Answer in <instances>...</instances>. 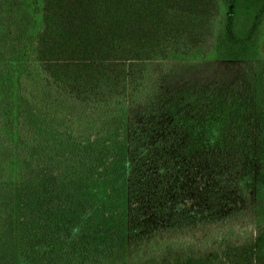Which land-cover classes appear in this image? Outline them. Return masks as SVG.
<instances>
[{
    "label": "trees",
    "instance_id": "16d2710c",
    "mask_svg": "<svg viewBox=\"0 0 264 264\" xmlns=\"http://www.w3.org/2000/svg\"><path fill=\"white\" fill-rule=\"evenodd\" d=\"M219 20L217 0H41L0 114L15 264L83 239L96 264H264L258 120L232 113L243 87L209 64L208 97L186 113L165 79L163 61L214 49ZM260 53L264 67V37ZM33 67L41 104L23 88ZM56 111L65 133L47 129Z\"/></svg>",
    "mask_w": 264,
    "mask_h": 264
},
{
    "label": "rangeland",
    "instance_id": "374dc122",
    "mask_svg": "<svg viewBox=\"0 0 264 264\" xmlns=\"http://www.w3.org/2000/svg\"><path fill=\"white\" fill-rule=\"evenodd\" d=\"M217 2L220 20L217 24L214 49L203 57L195 54L163 61L167 72L165 79L169 78L168 81L173 87V91L169 93L170 103L177 112L185 110L189 113L193 108L196 109L200 100L208 97V82L203 80L208 75L211 78L215 77L217 71V67L207 73L204 69L206 70L209 64L223 65L222 74L230 75L236 88L240 85L243 87L237 93L241 96L242 106L246 110L238 112L233 110V116L247 111L246 116L258 120L259 127L257 123L254 126L249 124L246 131L250 135L254 134L253 140L258 141L256 146L259 145V155L264 158V105L259 107L256 99L258 90L264 95V67L260 53L264 37V0H217ZM40 6L41 0H0V114L6 113L12 98V79L19 62L28 58L36 40L40 29ZM152 68L154 70L156 67L153 65ZM37 71V68L33 67L23 88L31 99L41 104L40 101L44 98L41 92L42 78ZM160 77L158 72L154 73V79ZM198 78L202 80V85L196 83H199ZM191 96H193L191 102L181 104L184 99ZM46 102L47 100L45 104ZM45 117L49 122L47 129L61 130L65 133L66 124L63 125L57 111L48 112ZM10 160L7 147L0 146V187H4L14 178L15 171L13 174L10 172ZM6 194L7 189L0 188V264H15ZM205 235V232L200 233L196 240L202 241ZM93 248L95 251V244L87 243L83 239L79 243L67 245L68 252L64 256L56 253L40 254L36 264H96V261L88 260L89 252ZM30 263L31 261L25 263L20 259L16 261V264Z\"/></svg>",
    "mask_w": 264,
    "mask_h": 264
}]
</instances>
